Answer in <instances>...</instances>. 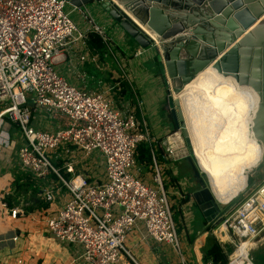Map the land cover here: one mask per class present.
<instances>
[{"label":"built area","instance_id":"obj_1","mask_svg":"<svg viewBox=\"0 0 264 264\" xmlns=\"http://www.w3.org/2000/svg\"><path fill=\"white\" fill-rule=\"evenodd\" d=\"M68 2L0 0V150L4 159L10 161L16 153L21 167L35 177L56 175L69 198L46 219L48 231L61 242L81 245L86 264H118L123 255L134 260L126 241L139 223L146 229L143 240L169 245L179 255L180 264H189L157 156L162 146L152 136L147 121L138 118L133 107L117 108L110 94L113 87L105 84L104 89L95 90L77 86L55 68L58 56L86 38L65 11ZM94 29L104 35L99 27ZM79 58L85 61L86 55ZM30 102L65 116L69 124L36 128ZM9 122L20 129V145L5 129ZM142 143L151 149L152 183L134 172ZM96 151L105 159L102 178L76 170ZM175 151L163 152L168 159ZM57 160L64 161V166H58ZM64 169L71 176H64ZM176 194L182 198L181 193ZM42 195L53 202L60 189L52 186ZM11 212L17 216L16 209ZM216 230L223 248L226 243L235 246L226 264L241 259L237 251L264 231V182L225 212ZM225 234L230 241L223 239ZM246 247L250 250L251 245ZM250 252L243 262H250ZM205 264L216 263L208 260Z\"/></svg>","mask_w":264,"mask_h":264},{"label":"crops","instance_id":"obj_2","mask_svg":"<svg viewBox=\"0 0 264 264\" xmlns=\"http://www.w3.org/2000/svg\"><path fill=\"white\" fill-rule=\"evenodd\" d=\"M117 1L123 2L124 0ZM79 11L85 21L86 15L92 16L95 25L91 26L87 22V30L84 32L86 38L70 45L69 50L61 55L59 60H56V70L70 83L85 86L88 89L93 88L88 85L101 80L99 76L104 72L109 74V79L104 80V82L109 87H113L111 95L113 99L116 97L114 103L117 108L123 110L134 106L138 118L144 119L141 117L144 114L143 107L147 101L149 102L151 116L156 125L150 131L154 139L159 141L163 137L162 132L167 133L161 128L160 117L163 102L168 97V88L160 71L157 50L154 46L143 49L137 44L112 19L101 2H93L80 8ZM95 26L99 27L105 34L102 35L98 32L107 43V49L101 52H95L88 44V33L96 31ZM112 45L118 49V53L112 49ZM129 53L133 58L126 60L125 56ZM83 54L86 55L85 61H81L79 58ZM123 66L128 67L123 68ZM141 92L145 93L147 100L143 101ZM135 97L141 99L140 105L135 101ZM31 106L34 108L33 125L36 128L52 129L69 124V120L65 116L36 108L33 103ZM170 115L173 116L171 112ZM5 129L9 131L11 139L16 141L18 145L22 143V134L17 125L9 122L6 123ZM163 151L165 152L162 147L158 148V153L162 156L163 162L166 163L167 161L178 163L179 160H183L182 158H186L184 156L179 159L175 157V160L170 157L167 159ZM89 158L83 159L81 164L83 168H85V160ZM90 159L93 163L98 162L97 160L94 161L92 157ZM56 164L63 167L64 161L57 160ZM86 164L88 165V163ZM165 166V169L163 168L164 178L171 185L177 177L173 169H170L166 164ZM177 168L180 170V175H183L185 179V188L186 185L189 186L188 189H184L182 192L192 197V194L198 188L192 189L193 183L188 179L185 166L180 164L179 167L175 166L174 170ZM189 168L192 169L190 163ZM76 170L79 171L77 168ZM104 171L103 167L101 176L97 177L102 178ZM134 172L146 182H153L154 170L152 163L147 165L137 162ZM63 174L66 177L71 176L65 169ZM52 186L60 189V195H56V200L53 202L47 201L45 195H42L44 189ZM0 197V264H86L82 258L83 247L81 245L61 242L48 231L46 219L60 209L69 198L67 190L60 187L56 175L52 174L47 178H37L21 167L16 153L10 161H6L0 150ZM178 199H180L179 195L174 197V202H177ZM229 199L227 200L229 201ZM194 202L195 200L192 197L187 203L193 204ZM3 204H6V206ZM12 209L17 210L16 217L12 215ZM145 232L146 229L143 223H139L138 228L129 234L126 245L131 250L134 260L123 255L118 264H180V257L173 249L165 248L152 239L143 240L142 235ZM14 236L18 237L16 241L11 239ZM204 242H206V237H202L197 243L193 242L191 244L192 249L195 246L197 258L201 261V264L206 263L204 259L206 253L215 244L209 238L207 239V242H209L207 246H202ZM186 260L189 264H198L193 251L190 252L189 259Z\"/></svg>","mask_w":264,"mask_h":264},{"label":"water","instance_id":"obj_3","mask_svg":"<svg viewBox=\"0 0 264 264\" xmlns=\"http://www.w3.org/2000/svg\"><path fill=\"white\" fill-rule=\"evenodd\" d=\"M68 1L78 8L101 2L137 44L143 49L154 46L157 50L160 71L168 88L169 107L180 128L162 141L166 153L177 148L171 137L178 133L189 137L174 91H180L211 65L241 85L252 87L259 96L252 131L262 146L260 167H264V0ZM169 155L172 160L176 159V155ZM185 157L202 184L192 197L209 220L203 234L219 222L228 206L221 208L196 156ZM193 252L201 264L195 246Z\"/></svg>","mask_w":264,"mask_h":264},{"label":"bare ground","instance_id":"obj_4","mask_svg":"<svg viewBox=\"0 0 264 264\" xmlns=\"http://www.w3.org/2000/svg\"><path fill=\"white\" fill-rule=\"evenodd\" d=\"M173 95L180 101L194 147L191 153L208 176L215 198L221 203L238 197L249 185L250 173L260 167L262 158V146L252 131L258 94L211 65ZM174 137L170 139L177 147L176 158L190 155L182 134ZM226 235H222L223 239L230 241ZM246 245H251L250 250ZM246 245L237 251L241 259L233 264H254L251 259L243 262V257L256 243L249 241Z\"/></svg>","mask_w":264,"mask_h":264},{"label":"rangeland","instance_id":"obj_5","mask_svg":"<svg viewBox=\"0 0 264 264\" xmlns=\"http://www.w3.org/2000/svg\"><path fill=\"white\" fill-rule=\"evenodd\" d=\"M79 9L80 8L75 7L70 2H68L65 6V11L69 14L70 18L76 23L78 29L85 32L88 26L87 22H89V24L92 26V25H95V22H94L95 20L92 16L90 17L86 15V21H85ZM112 49L118 53V49L115 46L112 45ZM115 55L117 56V54ZM125 57H126V60L133 58V56L130 53L127 54ZM112 60L114 59L112 58ZM126 67L123 66V68H126ZM99 79L101 80L97 81V83H93L88 86L93 87L92 89H95V90L104 89L105 87L104 80L109 79V74L104 72L102 75L99 76ZM111 93H112V90L110 91V94ZM141 97L143 101L145 99L147 100V97L145 96V93L143 92H141ZM135 98H136L135 101L137 102V104L140 105L141 99L139 97L138 98L135 97ZM114 99L116 100V97ZM30 104L32 105V102H30ZM131 107H134V106H131ZM150 109H151V105L147 101V103L144 104V107H143L144 114L141 115V117L147 121L150 130H152V128H155L156 125L154 123L153 117L151 116ZM170 111L171 110L169 107V98L166 97L163 102V106L161 108L160 123L162 124L161 128L165 130L167 133L162 132L163 137L160 138L159 140L160 144H162V141L166 139L167 137L173 135L175 132L180 131V128L177 127L176 123L172 119V116L170 115ZM182 136L185 140L186 147L189 149L191 153L194 147L191 144L190 138L186 137L184 134ZM90 158L88 160L87 159L85 160L84 162L85 168H83L81 164H78L77 169L80 172L86 174L87 176H90V177L99 176L100 177L103 171L104 164H105L104 157L99 152L96 151L93 153L92 159L94 161L97 160L98 162L93 163ZM158 159H159L161 166L164 169L166 167L165 166L166 164L170 169H173L175 176L177 177L176 181L171 183V185L167 183L166 178H165V182H166V188L170 192L171 194L170 197L174 203V207H173L174 219L178 226V233H179V238H180L181 245H182V252L184 253L186 259H189L190 252L193 251L191 244L193 242L197 243V241L201 239L202 237L204 238L206 237V242H204L202 246H207V243H209L207 242L208 238L210 239L211 242L215 243L216 241H218L220 243V240L217 238L214 232V231H217L216 229L218 228V225L220 224V220L217 224L209 228L207 232L202 234V232L205 231V228L208 225L209 220L207 219L206 215L204 214L202 209L199 207V205L196 203V201L193 204L187 203L188 201L192 199V197L189 194L183 193L182 190L184 191V189H188L189 186L186 185V188H185V179L183 178V175H180L179 168L174 170V167L175 166L179 167L180 164L185 166L187 168L186 172H187L188 179L191 183H193L192 189H197V188L199 189L201 185L199 184L197 177H195L194 171L191 168H189V162L187 158H182L183 160L181 161L179 160L178 163H175L174 161H167L166 163V162H163L162 156H160V154L158 153ZM86 163H88V165ZM263 182H264V167L261 166L250 173V182L247 188L245 189V191H243L238 197H230L229 201L227 202H224V203L219 202L221 208L224 209L225 207L228 206L227 211L234 209L246 196L254 193ZM178 192L181 193L182 198L178 199L177 202H174V197H177V195L175 196L174 194ZM227 240L228 239H225V241ZM252 242H255L256 246H253L251 249V252H250L251 260L253 261L254 264H264V231L255 241H252ZM162 246L170 250L172 249L169 245L162 244ZM224 250L229 258L230 255L234 252L235 246L232 243H226L224 244Z\"/></svg>","mask_w":264,"mask_h":264},{"label":"trees","instance_id":"obj_6","mask_svg":"<svg viewBox=\"0 0 264 264\" xmlns=\"http://www.w3.org/2000/svg\"><path fill=\"white\" fill-rule=\"evenodd\" d=\"M88 44L91 46L95 52H101L107 49V43L103 39L102 35L97 31H90L88 33ZM137 162L139 164H151L152 154L151 149L146 143L139 145L137 150ZM206 261L213 260L216 264H226L229 261L228 255L221 243L218 241L207 251L204 258Z\"/></svg>","mask_w":264,"mask_h":264},{"label":"flooded vegetation","instance_id":"obj_7","mask_svg":"<svg viewBox=\"0 0 264 264\" xmlns=\"http://www.w3.org/2000/svg\"><path fill=\"white\" fill-rule=\"evenodd\" d=\"M171 112V111H170ZM172 114V113H171ZM173 117V116H172ZM173 119H174V117H173ZM198 179V178H197ZM198 182H199V184L201 185V187L199 188V189H201L202 188V184H201V182H200V179H198ZM200 207V206H199Z\"/></svg>","mask_w":264,"mask_h":264}]
</instances>
